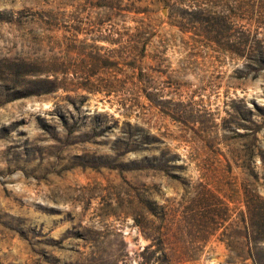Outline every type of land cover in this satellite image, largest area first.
Segmentation results:
<instances>
[{
  "label": "rangeland",
  "instance_id": "rangeland-1",
  "mask_svg": "<svg viewBox=\"0 0 264 264\" xmlns=\"http://www.w3.org/2000/svg\"><path fill=\"white\" fill-rule=\"evenodd\" d=\"M0 264H264V0H0Z\"/></svg>",
  "mask_w": 264,
  "mask_h": 264
},
{
  "label": "trees",
  "instance_id": "trees-1",
  "mask_svg": "<svg viewBox=\"0 0 264 264\" xmlns=\"http://www.w3.org/2000/svg\"><path fill=\"white\" fill-rule=\"evenodd\" d=\"M226 172H230L231 168L227 167ZM202 190L199 191L195 198L191 201L190 209L186 211H178L170 218V215L163 207L162 224H164V233L160 235L159 239L146 246L144 251L153 249L163 250L168 246L173 250L170 238L176 235H183L188 231H192L196 236H199L195 245L196 248L202 249L209 239L216 235V233L229 222L230 214L228 207L224 202L210 189L201 186ZM195 258H187L184 261L193 260ZM182 260V259H181Z\"/></svg>",
  "mask_w": 264,
  "mask_h": 264
}]
</instances>
